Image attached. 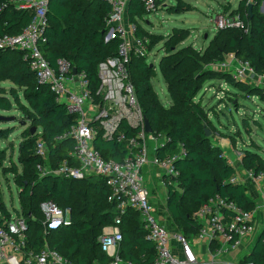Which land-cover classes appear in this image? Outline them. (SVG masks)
I'll use <instances>...</instances> for the list:
<instances>
[{
    "label": "trees",
    "instance_id": "1",
    "mask_svg": "<svg viewBox=\"0 0 264 264\" xmlns=\"http://www.w3.org/2000/svg\"><path fill=\"white\" fill-rule=\"evenodd\" d=\"M178 1L183 6L163 5L161 8L184 12L193 7L192 0ZM263 1L240 0L241 25L220 27L208 46L195 52L197 62H222L227 53L233 52L237 60L248 63L254 74L264 75V14L257 9ZM110 10L111 5L106 0H50L48 25L44 40L39 42L41 54L53 69H57L58 59L69 60L92 93L99 84L98 63L118 56L121 38L114 35L106 39V18ZM144 14L146 12L139 0H129V22L136 23L135 16L142 18ZM30 19V10L17 9L13 0H0V35L20 33ZM137 35L147 36L149 42L151 38L155 42L165 40L159 68L172 100L168 107L161 104L153 89V65L148 64L144 56L137 55H132L127 65L135 94L152 133L165 137L164 146L156 153L163 157L171 154L179 144L184 148V155L173 162L177 174L164 177L166 204L157 213L165 216L170 221L168 225L191 240L200 226L194 213L210 197L221 196L245 211H254L255 202L242 182L230 181L236 175V168L221 148L206 136L204 116L192 105L193 97L199 90V78L204 75L190 76L187 70L194 62L193 57L185 49L174 50V45L186 38L188 33L183 32L178 37L173 34L156 36L138 27ZM24 55L25 52L20 49L0 48V81L10 80L12 83L9 88L0 85V124L7 123L5 118L10 116L3 113L12 109L19 110L21 115L19 118L14 116L15 122H29V126L21 131L23 139L18 143L17 161L11 160L10 169L18 187L19 209L15 208L14 214L23 216L28 225L26 249L39 250L48 246L78 264L107 262L109 257L101 249L98 237L103 227L113 223L116 212L114 203L108 200L109 190L104 179L97 175L72 179L60 175H39L37 172L38 164L55 167L59 161L68 158L74 141L69 137L59 141L55 137L70 128L75 115L63 102L56 100L47 83L36 79ZM207 72L233 81L236 87L257 94L264 101V91L260 88L248 87L243 83L245 81L234 80L222 69ZM33 126L36 130L32 134L30 128ZM5 133L6 129L0 127V138ZM40 138L48 145L47 161L35 151L36 141ZM94 146L106 159L119 161L126 152L125 146L102 138L100 133L94 139ZM18 165H21V170ZM242 165L253 173H264V158L256 151L245 152ZM43 201H52L62 209H68L70 224L46 230L39 207ZM0 214L5 219L12 215L1 201ZM120 222L122 239L119 255L134 264L151 263L156 252L154 244L145 236L138 211L128 208ZM48 236L51 238L48 239ZM262 237L264 227L243 261L264 264Z\"/></svg>",
    "mask_w": 264,
    "mask_h": 264
},
{
    "label": "built area",
    "instance_id": "2",
    "mask_svg": "<svg viewBox=\"0 0 264 264\" xmlns=\"http://www.w3.org/2000/svg\"><path fill=\"white\" fill-rule=\"evenodd\" d=\"M13 1L17 9L30 10L31 19L20 33L0 35V48L23 50L36 79L47 83L56 100L63 102L68 111L75 115L70 128L55 137L59 141L67 137L74 141L68 151V158L59 161L55 167L38 164L37 172L39 175H60L72 179L87 175L100 176L109 190L108 200L114 203L116 214L113 223L103 227L98 237L101 249L109 260L90 264H134L119 255L122 239L119 224L128 208L138 211L145 236L154 244L156 256L149 264H253L243 261V257L250 252L248 249L235 259H229L227 255L240 249L243 240L253 233L254 211H245L221 196H212L194 213L200 226L194 238L189 240L164 223L165 216L158 215V208L152 203L150 190L143 177L144 170L157 169L164 184L165 176L177 174L173 162L184 155V148L179 144L177 154L159 157L156 152L164 146L165 137L157 141L161 139L160 134L144 131V114L127 65L132 55L146 58L149 39L145 35H137L138 25L129 22V0H106L111 5L106 18V39L117 35L121 42L117 57L98 63L99 84L94 93L87 89L81 74L73 73L75 67L69 60L58 59L55 70L41 54L39 42L44 40L48 25L50 0ZM139 1L146 13L155 12L166 4V0ZM232 25H241V22H220L219 28ZM217 63L227 70L235 64L231 73L235 80L244 81L248 74H253L248 63L237 60L232 52ZM99 133L102 138L125 146L126 152L122 159H106L95 148L94 139ZM35 151L47 161L48 145L41 138L36 141ZM246 174L258 187L264 208V173L246 170ZM230 181L242 182L237 175ZM39 207L44 216L42 225L46 230L70 224L68 209H62L52 201H43ZM27 227L21 215L12 213L9 219H5L0 214V264H78L48 246L39 250L26 249ZM261 242L264 246V237ZM199 247H202L203 253L209 254V260H199L196 252Z\"/></svg>",
    "mask_w": 264,
    "mask_h": 264
},
{
    "label": "rangeland",
    "instance_id": "3",
    "mask_svg": "<svg viewBox=\"0 0 264 264\" xmlns=\"http://www.w3.org/2000/svg\"><path fill=\"white\" fill-rule=\"evenodd\" d=\"M239 1L192 0L190 3L193 7L189 11L178 12L175 8L170 10L169 8L160 7L155 12L144 14L142 18L135 16V21L138 27H142L150 33H155L156 36L173 34L178 37L183 32L188 33L186 38L174 45V50L185 49V52L193 57L194 62L191 68L187 70L190 76L204 75L199 78V90L193 97L192 105L199 109L204 116V123L206 130L209 131L210 141L219 146L222 152L228 154L230 163L236 168L237 176L242 179L241 173L246 174V169L242 165V157L245 152L248 150L256 151L264 158V101L257 94H250L236 87L233 81L214 77L213 74L207 72L222 69L232 77L231 73L235 68V64L232 65L230 70H227L217 62H197V55H195V52L208 46L210 40L217 33L220 22H240ZM176 4L179 5L178 0H166L165 5L174 6ZM261 6L262 3L257 8L258 12L264 14ZM164 41L155 42V39L151 38L149 45H146L145 59L148 64L153 65L155 70V75L151 79L153 89L157 93L161 104L168 107L172 100L166 90L159 68V60L164 52ZM244 81L243 83L248 87L255 86L264 91V75L251 74ZM0 85L9 88L12 83L10 80H3L0 81ZM20 98L23 100L22 95H20ZM3 114L13 118L12 120H6L7 123L0 124V127L6 129L4 137L0 138V201L14 213L15 208L19 209V200L18 187L10 170L11 160L17 161L18 143L23 139L21 131L29 126V122L21 124L14 121V116L16 118L21 116L17 109H12ZM160 136L161 139H157V141L162 140L164 137L163 134H160ZM171 152V154H177L179 149H172ZM18 169L21 170V165H18ZM143 177L146 187L150 190L152 203L161 211L166 204V189L159 178V171L157 169H145ZM257 204H259L258 200L255 202V206ZM164 219V223H170L166 218ZM50 238L48 236V239ZM241 249L244 251L245 248L241 247ZM198 256L201 261L210 259L209 254H198Z\"/></svg>",
    "mask_w": 264,
    "mask_h": 264
},
{
    "label": "crops",
    "instance_id": "4",
    "mask_svg": "<svg viewBox=\"0 0 264 264\" xmlns=\"http://www.w3.org/2000/svg\"><path fill=\"white\" fill-rule=\"evenodd\" d=\"M251 74L252 73H250L248 75L251 76ZM223 154L228 157L227 153L223 152ZM242 170H244V169H242ZM241 174H242L241 175L242 176L241 181L246 188L247 194L254 200V202H256L258 200V203H259L255 206V209H254V216H255V219L253 220L254 221V231L248 238H245L243 240V243L241 246V247H244L246 249V251L248 249V252H249L252 249V247H253V245H254L257 237H258V234L260 233V231L264 227V208L262 207V204H261V197H260L258 187L247 177V174H245L244 172H242ZM236 175H237V171H236ZM173 243L176 244L175 241H173ZM197 249H198V251H197ZM245 249H244V251H245ZM242 250L243 249L240 248V250L238 249L235 252H230V254H228L227 257L229 259L238 258L239 256H241L243 254ZM196 252L200 255L207 254V253H203L202 247L196 248ZM198 258L201 261V258L199 256H198ZM202 262H205V261H202Z\"/></svg>",
    "mask_w": 264,
    "mask_h": 264
},
{
    "label": "water",
    "instance_id": "5",
    "mask_svg": "<svg viewBox=\"0 0 264 264\" xmlns=\"http://www.w3.org/2000/svg\"><path fill=\"white\" fill-rule=\"evenodd\" d=\"M264 10V1L262 2V6H261ZM73 73L76 74V69L73 68ZM1 118V117H0ZM13 117H7L5 118V120H12ZM21 124H24V121L21 122ZM36 128L33 126L30 128V132L33 134L35 132ZM144 131L147 132V133H150L152 131V128L150 126V123L148 121V119L145 117L144 115ZM205 134L206 136L209 135V131L205 130ZM259 236V234H258Z\"/></svg>",
    "mask_w": 264,
    "mask_h": 264
}]
</instances>
